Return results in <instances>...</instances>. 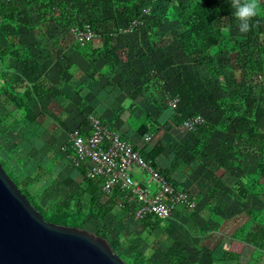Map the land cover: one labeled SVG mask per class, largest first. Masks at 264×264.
<instances>
[{
	"label": "crops",
	"instance_id": "crops-1",
	"mask_svg": "<svg viewBox=\"0 0 264 264\" xmlns=\"http://www.w3.org/2000/svg\"><path fill=\"white\" fill-rule=\"evenodd\" d=\"M131 41L139 42L136 37ZM103 46L101 37L92 42L94 49ZM63 49L58 60H0V121L15 122V142L22 148L16 155L44 160L54 166L56 178L73 190L80 188L81 174L63 147L72 131L88 130L84 117L94 113L141 150L175 186L191 192L197 209H181L163 222L171 240L183 241L186 256H199L197 264L202 253L209 264H264V249L256 246V238H237L242 228L251 230L263 211V178L256 169L249 170L255 185H243L241 177L247 170L237 161L241 157H232L222 147L223 138L188 131L179 113L167 105V89L174 83L182 89L184 108L196 111L199 106L197 94L184 91L177 78L179 60H87L71 45ZM26 86L31 88L30 98L25 96ZM14 98L24 99L27 111L17 109ZM147 135L152 136L150 141ZM7 138L10 144L12 138ZM136 174L145 182L144 174ZM112 215L117 223L124 210L115 206L105 221Z\"/></svg>",
	"mask_w": 264,
	"mask_h": 264
},
{
	"label": "trees",
	"instance_id": "trees-1",
	"mask_svg": "<svg viewBox=\"0 0 264 264\" xmlns=\"http://www.w3.org/2000/svg\"><path fill=\"white\" fill-rule=\"evenodd\" d=\"M155 1L163 0H36L41 9L39 22L36 26H30L28 18L21 12L26 8L27 2L23 0L18 5L14 1H2L0 2V25L13 26L11 33L14 32L15 36L13 34L4 36V32H1L5 39V45L0 48V60H41L42 55L48 51L51 59L58 60L63 56L64 46L69 45L77 48L87 60H143V57H147L149 60H179L177 62L179 82H182L190 93L197 94L198 101L199 96L208 97L206 79L210 75L209 66L212 62L210 51L218 43L219 32L221 34L220 29L222 30V28L216 29V32L211 27L215 21L233 19L235 9L232 7V1L223 2L215 8H208L199 0L192 3L186 0L173 5L171 10L163 13H157L153 9L152 18H145L144 26L140 27L135 35L119 36L117 34L121 25H126L132 19L141 16L143 9L153 5ZM108 8L113 9L112 12L106 13L105 10ZM23 16L24 18H22ZM172 22L176 24L169 28L170 36L167 37L163 26L170 25ZM84 24H90L99 37L104 40L102 48L94 49L91 42L84 50H81L75 41H72L71 27H82ZM112 25L114 26L112 27ZM23 28L27 29L26 32L31 33L32 44H28ZM135 37L139 41L136 44L131 41ZM48 45L49 47H47ZM25 62L28 63V61ZM25 62L23 61V63ZM170 86L174 90L179 87L178 85L176 87L174 83ZM26 89L25 96L30 98L31 88L26 86ZM202 92L207 93H204L203 96L200 95ZM13 103L19 110L27 111V107H29L24 99L19 101L15 99ZM251 104L245 106L246 117L253 113L255 99ZM241 109L236 107L234 113L240 112ZM14 124V121H0V162L7 174L29 198L30 202L41 211L48 222L82 229H86V224L91 223L94 225L92 231L108 239L114 251L124 260L119 254L121 243L115 241L114 237L111 238L109 232L104 231L107 216L115 209V206L118 207L120 192H115L111 197L101 193V183L87 177L88 166L83 164L81 167L75 168L80 172L82 179L77 195L88 197V208L83 206L84 208L73 210L68 203L60 204L55 201L43 207L31 195L29 189L20 186L16 170L9 167L11 155L19 149L22 150L21 146L15 142L17 131ZM232 128L237 130L236 127ZM7 135L12 138L10 144L5 142L9 141ZM261 136L264 140V131H261ZM254 137H256L255 134L249 135L251 139ZM229 152L231 153V150ZM262 152H264L263 148ZM28 158L36 160L32 156H28ZM40 163L45 164L46 162L42 160ZM260 172L264 183V169ZM98 191L100 194H97ZM98 197H104L106 200H101V202ZM110 201H112L111 204ZM122 217V222L125 223L128 220L127 223L132 226L133 234L136 237L147 231L150 233V230L156 231L164 221L170 220L148 218L144 221H136L131 208H126ZM93 219L99 221L100 224L92 222ZM256 235L259 238L255 242L256 246L261 247L264 243V229H259Z\"/></svg>",
	"mask_w": 264,
	"mask_h": 264
},
{
	"label": "rangeland",
	"instance_id": "rangeland-1",
	"mask_svg": "<svg viewBox=\"0 0 264 264\" xmlns=\"http://www.w3.org/2000/svg\"><path fill=\"white\" fill-rule=\"evenodd\" d=\"M2 1H14L20 5L23 0H0V2ZM184 1L186 0L155 1L153 5L145 7L143 13L145 10H150L149 18H152L153 9L157 13H163L171 10L173 5ZM195 1L188 0L189 3ZM199 1L208 8H215L223 2L232 0ZM24 2L28 4L21 12L28 18L30 26H36L41 11L38 6L39 3L36 0H24ZM112 10L108 8L105 12L110 13ZM142 16L143 14L139 17ZM238 23L235 16L233 19L214 22L211 29L216 31V29L222 28V30L220 29L221 34L219 32L218 43L210 51L212 62L209 66L210 75L206 79L208 93L202 92L200 94L204 96V93H207L208 97L199 96V106H196V111L192 110V107L184 108L182 106V108L186 112V116L191 118L198 115L202 116L204 121L195 130L198 135L220 138V140L223 138L221 145L227 153L232 157H241L242 160L238 159L237 161L239 165L245 166L247 170V173H243L241 181L243 185L246 184L249 187L255 185L256 178L252 177L253 173L249 170L256 169L257 175L260 176V170L264 169V152H262L264 140L261 136V131H264V0H261V11L251 21L252 27L247 33L239 31ZM175 24V22H172L170 25L163 26V31L167 37L170 36L169 28L175 26ZM75 27L79 26L71 27L72 41L74 40L73 30ZM13 28L9 25H0V40L3 36L2 31L4 36L12 34L15 36L14 32L11 33ZM120 28H124V25L119 27L117 34L127 36V34L121 33ZM26 30L23 28L24 35L28 40V44H32L33 41H30L31 33L26 32ZM2 47L0 46V48ZM49 55V51L44 53L41 60H48ZM182 88L185 91L186 88L184 86ZM254 99L256 104L253 113L246 117L245 106L247 104L252 105ZM236 107L242 108L240 112L234 113ZM232 127H236L237 130ZM250 134H255L256 137L251 139L249 138ZM51 166H49V163L41 164L37 159L25 158L20 153L11 155L9 165L10 168L16 170L20 186L29 189L31 195L43 207L55 201L60 204L68 203L73 210L83 206L88 208V197L78 196L77 193H79L80 188L73 190L67 182H63L58 177L56 178L55 171H53L54 166ZM56 174H58V170ZM118 217L120 218L119 215ZM121 218L116 223L115 221L118 219L115 215H112L105 221L104 231L109 232L111 238L114 237L115 241L121 243L119 254L125 261L132 264H197L199 256H186L182 251L184 250L182 249L184 248L183 241L178 237L172 239V241L164 230L163 223L156 231L150 230V233L147 231L136 237L133 234L132 226L127 223L128 220L124 223ZM92 222L97 224L96 222L99 221L93 219ZM93 229V224H86V230L93 232ZM259 229H264V208L262 213L260 212L256 216L251 230L249 231L246 227L242 228L237 238H245L247 241L256 238V241H258L259 238H257L256 232ZM220 230L221 228H218V232ZM169 235L171 236L170 233ZM184 236L188 238L190 233H185ZM260 249H264V243ZM195 252L199 255V250ZM200 256L202 257L198 264H209V257L206 254L202 253Z\"/></svg>",
	"mask_w": 264,
	"mask_h": 264
},
{
	"label": "built area",
	"instance_id": "built-area-1",
	"mask_svg": "<svg viewBox=\"0 0 264 264\" xmlns=\"http://www.w3.org/2000/svg\"><path fill=\"white\" fill-rule=\"evenodd\" d=\"M149 14L150 10H145L142 17L134 18L120 28L121 33L135 35ZM73 34L81 50L99 37L90 24L75 27ZM167 91V105L179 113L183 126L194 132L203 123L202 116H186L182 108V90L169 87ZM84 122L88 130L77 128L72 131L63 150L70 153L74 168L83 164L88 166L87 177L101 183V193L111 197L120 192L118 207L121 210L131 208L135 220L144 221L148 218L168 220L181 209H197L191 192L175 186L154 162L106 121L94 113H87ZM145 139L150 141L152 136L147 135ZM136 172L145 175V182L137 177Z\"/></svg>",
	"mask_w": 264,
	"mask_h": 264
},
{
	"label": "water",
	"instance_id": "water-1",
	"mask_svg": "<svg viewBox=\"0 0 264 264\" xmlns=\"http://www.w3.org/2000/svg\"><path fill=\"white\" fill-rule=\"evenodd\" d=\"M0 264H128L108 239L48 222L0 162Z\"/></svg>",
	"mask_w": 264,
	"mask_h": 264
},
{
	"label": "clouds",
	"instance_id": "clouds-1",
	"mask_svg": "<svg viewBox=\"0 0 264 264\" xmlns=\"http://www.w3.org/2000/svg\"><path fill=\"white\" fill-rule=\"evenodd\" d=\"M232 7L239 22V31L247 33L252 27L251 21L261 11V0H232Z\"/></svg>",
	"mask_w": 264,
	"mask_h": 264
}]
</instances>
